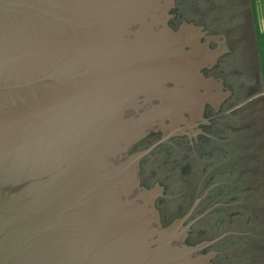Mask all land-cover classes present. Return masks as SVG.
<instances>
[{"label":"water","instance_id":"95a60500","mask_svg":"<svg viewBox=\"0 0 264 264\" xmlns=\"http://www.w3.org/2000/svg\"><path fill=\"white\" fill-rule=\"evenodd\" d=\"M173 5L0 0V264L215 257L184 240L209 210L164 226L161 192L140 180L150 150L130 153L151 132L185 134L209 98L185 96L194 54L169 24Z\"/></svg>","mask_w":264,"mask_h":264},{"label":"flooded vegetation","instance_id":"af4514ba","mask_svg":"<svg viewBox=\"0 0 264 264\" xmlns=\"http://www.w3.org/2000/svg\"><path fill=\"white\" fill-rule=\"evenodd\" d=\"M247 1L174 0V5L169 10L170 26L179 32L181 39L190 43L186 50H191L194 54L193 61L191 60L192 64L187 66L188 70L185 69L184 71L185 80L182 83V88L189 89L185 96H209V98L200 111L195 110L194 125L185 134L175 135L163 141L164 133L162 131L151 132L146 138L154 137L156 139L154 143L144 150H138L139 147L135 148L137 143L130 152L135 154L150 150L140 160V180L141 185L152 190L154 194L161 191L162 196L155 199V207L159 210L163 225V209L171 202L175 203L178 209H182L193 193L196 200L188 213L175 218L170 225L176 221L181 222V218L191 217L195 212L201 210L206 201L210 203L215 201L207 210L213 208V211L226 205L219 201V197H223L225 191L228 190L230 181L227 174L230 173L231 176L232 173L222 172L224 169L222 165L228 161L231 154L228 147L235 146L230 142L228 143V138L245 131L238 124L232 123L240 120V112H231L233 108L230 107L235 106V96H253L252 93L257 86V72L251 73L252 69H247L256 64L255 33L252 28ZM191 31L201 33L200 41L191 35ZM210 41L217 43V50L211 48L213 43L209 49L208 42ZM239 120L238 123H240ZM155 147L156 149L153 150ZM187 148L197 150L195 158L198 160L219 156L220 161L214 167L215 174L211 181L212 186H209L211 189L207 188L203 191L200 188H194L193 191L191 188H187L178 194L179 196H171L168 186L170 180H178L179 184L185 186L187 184L184 181L189 180L191 182L193 180L190 159L176 158L178 163L181 161L184 163L181 172L171 173L167 178H162L157 171L153 170L152 159L160 150ZM149 171H152L151 175L148 174ZM219 177L228 178L224 179L222 183H216ZM213 186L215 188H212ZM244 192L245 190L242 191V193ZM239 214L231 217H235L234 220L237 221ZM194 225L185 237V243L189 246L212 243L213 247L217 249V244L221 242L224 235L210 241L207 239L197 241V238L193 236ZM202 233L198 235H202ZM192 239L194 243L191 241ZM216 255L221 254L216 251Z\"/></svg>","mask_w":264,"mask_h":264},{"label":"rangeland","instance_id":"374dc122","mask_svg":"<svg viewBox=\"0 0 264 264\" xmlns=\"http://www.w3.org/2000/svg\"><path fill=\"white\" fill-rule=\"evenodd\" d=\"M211 43H213L212 46ZM214 43V41H211L209 47L211 46L212 49H216L217 43ZM256 82L257 86L254 92H258L259 90L264 92L263 80H260V77L257 76ZM235 97V106H231L230 108H233L231 112H240V120L238 119L240 123H238V120L232 123L238 124L245 131L228 138V143L230 142L235 146L228 147L231 153L230 158L222 165L224 168L222 172H235V175L232 177L230 173L227 174L229 175V181L233 182V185L228 187V190L223 194V201L233 200L228 203L229 210L212 215L210 219L217 220L222 215H229V217L237 216L241 211H244V214L237 221L232 222V224L229 223V227L237 229V233L240 234H234L236 238H233L231 241L222 240L217 244V249L211 243L202 248L200 253L208 254L211 250L215 253L216 251L223 252L219 256L215 254L213 259L208 260V263L212 264H264V96ZM250 97L252 98L250 99ZM155 149L156 147L153 150ZM196 151L192 148L160 150L155 154L154 159H152L153 170L157 171L162 178H167L169 174L174 172H181L184 163L182 161L178 163L175 160L176 158L184 157L190 159L194 176L193 180L191 182L189 180L184 181L187 186L179 184L178 180H170L168 186L171 196L181 194L187 188H191L193 191L194 188H200L202 185H206V189L212 186L211 181L215 174L214 167L220 161L219 156L217 158L212 157L198 160L195 158ZM226 178L228 177H219L216 183H222ZM212 188H215V186ZM238 189H243L245 192H238ZM160 197L158 195L156 198L159 199ZM207 204H203V206ZM203 206L201 207V211L195 212L200 214L196 218L207 211L208 208L204 210ZM212 209H209L203 216L211 213ZM167 211H169L168 206L163 209L164 223L168 215ZM191 217L185 219L182 223V228H185L196 219H190ZM202 217L195 220L189 226V229L191 230L192 226ZM249 218H254V222L248 224L246 221ZM219 229L220 226L213 225L211 230L212 232H218ZM188 233L189 230L185 231V234ZM228 235L223 237H227ZM191 241L194 243L193 239Z\"/></svg>","mask_w":264,"mask_h":264},{"label":"trees","instance_id":"16d2710c","mask_svg":"<svg viewBox=\"0 0 264 264\" xmlns=\"http://www.w3.org/2000/svg\"><path fill=\"white\" fill-rule=\"evenodd\" d=\"M156 141V139L154 137L149 136L148 138L142 140L140 143H138L136 147H139L138 150H144L146 148H148L152 143H154ZM134 148V149H135ZM152 171H149V175H151ZM193 175V172H192ZM235 175V172L232 171L231 173V177ZM233 185V182L229 183V187H231ZM200 189L203 191L206 189V185H202L200 187ZM243 189H238V192H242ZM215 197V196H214ZM221 202L225 203L226 205L217 208L213 211H211V213H208L207 215H205L203 218H201L195 225H194V232H193V236L197 238V241L201 240V239H207V240H214L220 236H223L225 234H229L227 237H224L222 240H227V241H231L233 238H236V236L234 235L235 233L238 232L237 229H231L229 227V223L232 224V222L236 219L235 217H229V215H222L219 219L217 220H211L210 217L212 215H216L217 213H222L225 210H229V206L228 203H230L233 199H229L226 201H223V197H219ZM196 200V196L193 193L192 196H190L189 200L186 202V204L183 206L182 209H178L176 204L174 205L172 202L168 205L169 207V211H167L168 215L166 218V222L164 223V226H168L172 223V221L175 218L178 217H182L184 215H186L190 209V207L193 205L194 201ZM208 201H206L204 204H207ZM215 203V201H213ZM213 202L205 206H203V208H205L204 210H206L207 208H210L213 205ZM203 210V209H202ZM201 211V210H199ZM244 214V211L240 212V216ZM198 215H200L199 213H194L193 216L190 219H194L196 218ZM221 215V214H220ZM239 216V217H240ZM164 220V219H163ZM248 224L254 222V218H249L246 221ZM213 225L216 226H220V229L218 232H212V228ZM232 226V225H231ZM203 232V233H202ZM199 233H202V235H198ZM221 240V241H222Z\"/></svg>","mask_w":264,"mask_h":264},{"label":"crops","instance_id":"0c3cea01","mask_svg":"<svg viewBox=\"0 0 264 264\" xmlns=\"http://www.w3.org/2000/svg\"><path fill=\"white\" fill-rule=\"evenodd\" d=\"M248 9L250 11V18L252 28L255 33L256 53L255 63L249 66L252 69L251 73L257 72V76L264 83V0H248ZM257 6V7H256ZM261 82V81H260ZM253 96H264V92H253Z\"/></svg>","mask_w":264,"mask_h":264}]
</instances>
